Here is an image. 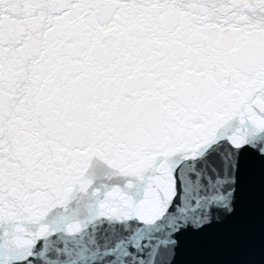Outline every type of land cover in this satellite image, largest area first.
Masks as SVG:
<instances>
[{"label": "snow or ice", "instance_id": "snow-or-ice-1", "mask_svg": "<svg viewBox=\"0 0 264 264\" xmlns=\"http://www.w3.org/2000/svg\"><path fill=\"white\" fill-rule=\"evenodd\" d=\"M256 180L264 0H0V264H183Z\"/></svg>", "mask_w": 264, "mask_h": 264}, {"label": "water", "instance_id": "water-1", "mask_svg": "<svg viewBox=\"0 0 264 264\" xmlns=\"http://www.w3.org/2000/svg\"><path fill=\"white\" fill-rule=\"evenodd\" d=\"M183 264H264V201L259 181L246 191L240 214L223 229L189 243Z\"/></svg>", "mask_w": 264, "mask_h": 264}]
</instances>
